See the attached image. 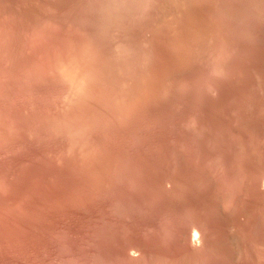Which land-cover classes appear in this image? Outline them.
<instances>
[{
	"label": "rangeland",
	"instance_id": "1",
	"mask_svg": "<svg viewBox=\"0 0 264 264\" xmlns=\"http://www.w3.org/2000/svg\"><path fill=\"white\" fill-rule=\"evenodd\" d=\"M260 181L264 0H0V264H264Z\"/></svg>",
	"mask_w": 264,
	"mask_h": 264
},
{
	"label": "bare ground",
	"instance_id": "2",
	"mask_svg": "<svg viewBox=\"0 0 264 264\" xmlns=\"http://www.w3.org/2000/svg\"><path fill=\"white\" fill-rule=\"evenodd\" d=\"M186 85H187V84H186ZM189 86H190V85H189ZM189 86H187V87H189ZM187 87H186V88H187ZM184 88H185V87H184ZM185 95H187V94H185ZM182 96H183V95H182ZM183 97H185V96H183ZM186 100H187V99H186ZM187 101H188V100H187ZM182 102H183V101H182ZM185 102H186V101H185ZM168 104H169V103H168ZM180 105H181V104H180ZM184 105H186V104H184ZM182 107H184V106H182ZM181 110H182V109H181ZM259 179H260V178H259ZM167 181H168V180H167ZM169 182H170V181H169ZM257 182H258V181H257ZM257 182H256V183H257ZM260 182H261V181H260ZM255 185H257V184H255ZM261 185H262V187L264 188V181L261 182ZM190 224H191V223H190ZM196 226H197V225H196ZM187 227H188V226H187ZM201 227H202V226H201ZM189 228H190V227H189ZM186 233H187V232H186ZM198 234H199V233H198ZM190 236H191V235H190ZM204 237H205V236H204L203 234H200V238H199V239H200L201 241H203V240L205 239ZM192 238H193V237H192ZM189 239H190V238H189Z\"/></svg>",
	"mask_w": 264,
	"mask_h": 264
}]
</instances>
